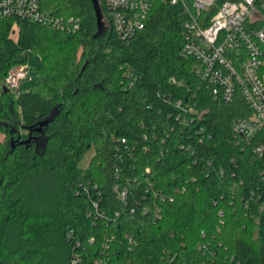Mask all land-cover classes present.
<instances>
[{"label":"trees","instance_id":"trees-1","mask_svg":"<svg viewBox=\"0 0 264 264\" xmlns=\"http://www.w3.org/2000/svg\"><path fill=\"white\" fill-rule=\"evenodd\" d=\"M151 1L129 39L103 0L102 32L92 0H41L72 34L0 17V82L29 52L41 78L0 95V264H264V188L233 138L251 110L213 99Z\"/></svg>","mask_w":264,"mask_h":264},{"label":"built area","instance_id":"built-area-1","mask_svg":"<svg viewBox=\"0 0 264 264\" xmlns=\"http://www.w3.org/2000/svg\"><path fill=\"white\" fill-rule=\"evenodd\" d=\"M109 10L112 27L123 39L143 30L152 9L151 0H103ZM181 7L186 19L184 54L196 60V76L215 101L245 102L251 116L233 124V138L258 169V181L264 188V0H165ZM0 17L28 19L52 25L68 34L77 32L78 18L51 17L41 8V0H0ZM29 79L27 66L13 68L3 89L19 95ZM193 113L194 109L191 108ZM256 197L257 213L264 215V194ZM125 193H121L124 198Z\"/></svg>","mask_w":264,"mask_h":264},{"label":"rangeland","instance_id":"rangeland-1","mask_svg":"<svg viewBox=\"0 0 264 264\" xmlns=\"http://www.w3.org/2000/svg\"><path fill=\"white\" fill-rule=\"evenodd\" d=\"M170 9L179 19H182V20L186 19V15L184 13H182L181 7L174 5V6H170ZM39 65H40L39 56L34 52H29L26 66L28 68L29 79H31V81L30 82L26 81L27 87L41 79L40 76L38 75ZM93 155H94V151H93V149H91L85 155L84 159L81 162L80 166L82 169H86L88 167L89 162H90L91 158L93 157Z\"/></svg>","mask_w":264,"mask_h":264},{"label":"water","instance_id":"water-1","mask_svg":"<svg viewBox=\"0 0 264 264\" xmlns=\"http://www.w3.org/2000/svg\"><path fill=\"white\" fill-rule=\"evenodd\" d=\"M92 1L94 3V7H95V10H96V13H97L98 28H99L100 32H102L103 29H104V23H103V17H102L101 11H100V7H99V4H98V0H92ZM3 92L6 93L7 92V89L4 88L3 89ZM52 118H53V116L50 119H48L47 121L43 122L41 124V127L42 126H45L50 120H52ZM23 143H25V142H23Z\"/></svg>","mask_w":264,"mask_h":264},{"label":"crops","instance_id":"crops-1","mask_svg":"<svg viewBox=\"0 0 264 264\" xmlns=\"http://www.w3.org/2000/svg\"><path fill=\"white\" fill-rule=\"evenodd\" d=\"M29 81V80H27ZM30 82V81H29ZM24 83V84H23ZM22 85H21V91L24 90L25 88H27V84H26V81L23 82ZM4 140V136L0 134V141H3Z\"/></svg>","mask_w":264,"mask_h":264}]
</instances>
